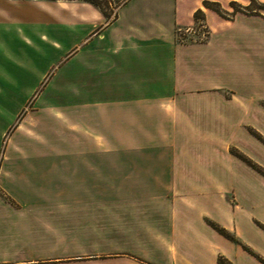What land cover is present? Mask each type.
Masks as SVG:
<instances>
[{"label": "crops", "instance_id": "obj_1", "mask_svg": "<svg viewBox=\"0 0 264 264\" xmlns=\"http://www.w3.org/2000/svg\"><path fill=\"white\" fill-rule=\"evenodd\" d=\"M0 152V264H264V12L0 0Z\"/></svg>", "mask_w": 264, "mask_h": 264}, {"label": "rangeland", "instance_id": "obj_2", "mask_svg": "<svg viewBox=\"0 0 264 264\" xmlns=\"http://www.w3.org/2000/svg\"><path fill=\"white\" fill-rule=\"evenodd\" d=\"M104 7L111 9L115 6L117 0H99ZM208 8L218 11L221 14L231 15L236 10L245 9L249 12H264V0H208ZM205 17L204 12H197L196 22L193 24L195 28L200 27V20Z\"/></svg>", "mask_w": 264, "mask_h": 264}, {"label": "built area", "instance_id": "obj_3", "mask_svg": "<svg viewBox=\"0 0 264 264\" xmlns=\"http://www.w3.org/2000/svg\"><path fill=\"white\" fill-rule=\"evenodd\" d=\"M200 27H178L176 30V39L178 42L184 43L187 41L204 40L210 34V29L204 19L200 20ZM2 152H0V158L2 157Z\"/></svg>", "mask_w": 264, "mask_h": 264}, {"label": "trees", "instance_id": "obj_4", "mask_svg": "<svg viewBox=\"0 0 264 264\" xmlns=\"http://www.w3.org/2000/svg\"><path fill=\"white\" fill-rule=\"evenodd\" d=\"M89 1H91V2H94V3H96V4H98V5H100V6H103V4L99 1V0H89ZM126 0H117V1H115V6H118V5H120L121 3H123V2H125ZM208 0H204V4L206 5V6H209L208 5ZM104 7V6H103ZM240 156H242L243 158H245L250 164H252L255 168H257L259 171H261L262 173H264V168L262 167V166H260L259 164H257V163H255L253 160H251L250 158H248L247 156H245V155H243L242 153H238ZM217 226V225H216ZM223 230V229H222ZM224 231V230H223ZM221 260L223 261V262H225L224 261V259H222L221 258Z\"/></svg>", "mask_w": 264, "mask_h": 264}]
</instances>
